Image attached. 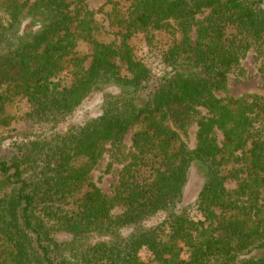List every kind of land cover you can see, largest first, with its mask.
Masks as SVG:
<instances>
[{"label": "trees", "instance_id": "16d2710c", "mask_svg": "<svg viewBox=\"0 0 264 264\" xmlns=\"http://www.w3.org/2000/svg\"><path fill=\"white\" fill-rule=\"evenodd\" d=\"M108 1L117 39L88 0H0V264H264V96H221L251 51L264 83V0ZM100 92L102 113L70 123ZM106 156L113 196L91 179Z\"/></svg>", "mask_w": 264, "mask_h": 264}, {"label": "rangeland", "instance_id": "374dc122", "mask_svg": "<svg viewBox=\"0 0 264 264\" xmlns=\"http://www.w3.org/2000/svg\"><path fill=\"white\" fill-rule=\"evenodd\" d=\"M21 2L25 0H19ZM88 7L91 11L95 13L96 20L103 26V30L106 32L107 38L113 39L120 33V29L116 26H112V7L108 0H88ZM29 29V24L24 26V30ZM119 37H116L117 39ZM131 44L135 50L136 56L143 61L152 72V78L157 79L160 75L167 70L160 50L149 45L143 36H136L132 39ZM79 50L82 54L89 53V47L87 44L82 43L79 45ZM261 62L257 58L254 51L248 53L247 57L243 59V67L246 71L245 77H231L229 81L228 93H222V97H250V96H264V83L260 74ZM117 93V89H105V92ZM102 102L103 93H97L95 97L83 104V106L78 110L75 116L69 121L70 123H83L85 121L94 119L102 113ZM17 113L23 112V109H16ZM196 124L189 128L188 133L182 134L184 142L187 144L188 148L194 150L197 147ZM130 133L126 137V143L131 146ZM13 153L11 140H7L0 144V155L4 158H10ZM109 163V158L106 156L101 160L100 164L93 170L91 174V179L99 185L103 193L108 196H113L115 189L118 185L119 174L121 171L120 166H117L111 174H106V167ZM206 171L200 165L195 164L191 168L189 174V180L185 187L184 200L181 205L182 208L193 207L196 203L200 191L206 182ZM236 187V182L230 181L228 183V188L233 189ZM193 216H197L195 210H191ZM161 216L152 219L148 224L151 226L157 224ZM143 261L149 262L151 255L148 250H143L141 253Z\"/></svg>", "mask_w": 264, "mask_h": 264}]
</instances>
